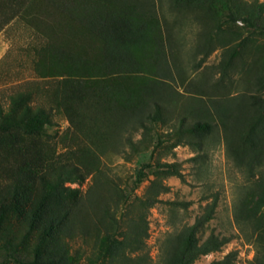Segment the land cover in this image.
Segmentation results:
<instances>
[{
	"label": "trees",
	"instance_id": "obj_1",
	"mask_svg": "<svg viewBox=\"0 0 264 264\" xmlns=\"http://www.w3.org/2000/svg\"><path fill=\"white\" fill-rule=\"evenodd\" d=\"M40 5L54 13L63 12L68 21L63 25L68 31L63 39L57 35L54 22H36L47 42L35 49V66L42 77L60 79L52 90L51 102L71 125L72 132L62 140L77 146L57 151L56 143L45 132L53 126L51 115L42 106L31 105L32 93L12 98L7 110L0 106V179L5 178L0 182V209L8 202L17 220L39 226L40 241L46 244L33 260L22 264H76L68 243L91 236L92 226L95 258L91 264H195L202 256L220 252L229 238L212 232L204 241L200 239L214 219L217 203L213 201L194 224L164 238L154 262L146 243L148 215L160 202L159 194L169 188L154 181L150 187L154 194L130 200L102 169V157L125 156L123 147L139 152L143 138L135 142L133 134L142 130L147 135L149 125L164 121L163 104L154 96L157 81L140 75L148 71L144 69V54L152 48L154 25L140 15L126 14L128 8L114 0H0V32L17 18L43 21ZM262 60L258 59L261 66L253 82L256 93L226 100L216 108L228 156L251 176L235 213L239 225H255L256 252L248 264H264ZM212 131L207 121H198L189 129L191 135L201 138ZM170 175L181 177L177 170ZM89 176L95 181L84 195L65 186ZM106 187L111 192L109 198L103 195ZM133 206L139 208V214L129 219L123 231L121 222L126 217L120 212L122 207ZM92 210L98 216L95 224L91 222ZM236 257V252H230L210 264H236Z\"/></svg>",
	"mask_w": 264,
	"mask_h": 264
},
{
	"label": "rangeland",
	"instance_id": "obj_2",
	"mask_svg": "<svg viewBox=\"0 0 264 264\" xmlns=\"http://www.w3.org/2000/svg\"><path fill=\"white\" fill-rule=\"evenodd\" d=\"M114 2L126 6V14L140 15L144 22L154 25L152 48L144 54V69L148 71L143 70L140 75L157 81L154 96L163 104L164 121L149 125L147 135L142 130L133 134L135 142L143 138L139 152L123 147L125 156L102 157L103 171L130 200L154 194L155 190L150 189L154 181L169 188L159 194L160 202L148 215L146 243L154 262L158 260L164 238L185 225L194 224L206 205L215 201L214 219L202 231L200 239L204 241L213 232L230 241L220 252L202 256L195 264H210L230 252L237 253L236 264H248L256 252L255 225H239L235 213L251 176L247 168L238 166L228 156L216 108L226 100L256 93L253 82L261 66L258 59L264 60V0ZM38 9L43 21L17 18L0 32V106L7 110L12 98L32 93L31 105L42 106L51 115L53 126L45 132L56 143L57 151L64 152L67 146L77 145L62 140L72 132L71 125L51 102L52 90L60 79L45 78L38 73L35 49L47 42L36 28V22H54L57 35L63 39L68 32L63 25L68 21L63 12L54 13L42 5ZM149 63L152 65L148 66ZM198 121L210 122L213 131L202 138L191 135L189 129ZM174 170L181 177L170 175ZM4 180L1 178L0 182ZM94 181V176H89L82 182H68L65 186L84 195ZM109 193L108 187L104 197L109 198ZM6 203L0 209V264L33 260L46 245L39 238L42 232L38 225L32 227L26 220H17ZM120 213L126 217L121 222L124 231L130 224L129 219L139 214V208L122 207ZM90 214L95 224L98 216L93 210ZM94 244L93 226L91 236L69 241V253L76 264H91L90 260L95 258Z\"/></svg>",
	"mask_w": 264,
	"mask_h": 264
}]
</instances>
